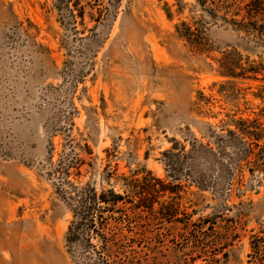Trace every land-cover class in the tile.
<instances>
[{"label":"rangeland","instance_id":"1","mask_svg":"<svg viewBox=\"0 0 264 264\" xmlns=\"http://www.w3.org/2000/svg\"><path fill=\"white\" fill-rule=\"evenodd\" d=\"M66 189L93 264H264V1L0 0V264H75Z\"/></svg>","mask_w":264,"mask_h":264},{"label":"trees","instance_id":"2","mask_svg":"<svg viewBox=\"0 0 264 264\" xmlns=\"http://www.w3.org/2000/svg\"><path fill=\"white\" fill-rule=\"evenodd\" d=\"M238 123L240 126L236 125V131H228V136H240L241 138H248L253 141L259 139L254 135L258 130L250 126L251 124L248 121L239 120ZM242 126H246V129L242 128ZM174 151H176V149L172 148L171 151L163 154L165 172L167 173V178L170 179L175 178V174L177 175L182 171L184 163L187 162V159L191 155V152L193 153L194 149H191L190 152L186 154H182V152L177 154ZM249 152L250 148L245 156L248 155ZM156 181L158 184L160 183L162 185V182L159 180ZM67 193L65 199L71 206L73 215L72 222L70 223L65 236L67 253L75 264H93V255L96 256L98 253L91 245V241L99 238L105 244L106 240L103 230L95 227L96 223L99 221L100 226H102V222L107 224V219H103L100 215L96 216L95 208H97L99 204L105 206L117 205L120 201V197L110 193L111 200H109L106 194L96 196L93 191L83 195L77 194V192L73 195L71 192L67 191ZM77 254L81 257L80 261L78 258H75Z\"/></svg>","mask_w":264,"mask_h":264}]
</instances>
